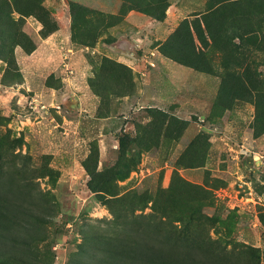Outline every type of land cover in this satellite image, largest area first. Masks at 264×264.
Masks as SVG:
<instances>
[{"label": "rangeland", "instance_id": "obj_1", "mask_svg": "<svg viewBox=\"0 0 264 264\" xmlns=\"http://www.w3.org/2000/svg\"><path fill=\"white\" fill-rule=\"evenodd\" d=\"M151 1L42 0L57 26L46 37L22 16L34 48L15 45L9 70L0 59V188L51 220L39 245L50 264H72L83 236L131 210L208 239L218 264H264L255 98L224 93L221 46L201 45L216 74L163 53L211 0H159L156 13ZM263 46L249 56L260 76Z\"/></svg>", "mask_w": 264, "mask_h": 264}, {"label": "trees", "instance_id": "obj_2", "mask_svg": "<svg viewBox=\"0 0 264 264\" xmlns=\"http://www.w3.org/2000/svg\"><path fill=\"white\" fill-rule=\"evenodd\" d=\"M161 5L159 0L151 1L147 6L152 10L148 11L156 13ZM13 11L21 16L15 19ZM161 11L163 14L164 9ZM28 15L41 21L43 37L57 29L48 27L42 0H0V59L8 70L16 67L12 56L15 45L27 52L34 48L21 27L22 16ZM172 38L171 46L166 45L163 53L179 64L201 67L208 74L216 73L201 45L205 44L206 49L212 44V51L221 46L224 93L254 97L256 120L260 131L264 130V76L255 72L249 58L257 46L264 45V4L253 0H211L206 12L190 21L184 19ZM126 174L122 172L121 177ZM11 195L0 188V247L4 248L0 264H50L47 252L43 254L39 245L46 239L44 227L51 220L31 207L27 193L19 189ZM113 221L112 232L85 233L84 243L71 255L72 264H218L221 260V253L208 239L190 238L181 227L165 223L154 214L134 215L131 210L115 214Z\"/></svg>", "mask_w": 264, "mask_h": 264}]
</instances>
